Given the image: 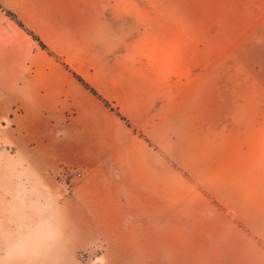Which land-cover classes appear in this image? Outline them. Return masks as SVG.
Segmentation results:
<instances>
[{"label":"crops","instance_id":"1","mask_svg":"<svg viewBox=\"0 0 264 264\" xmlns=\"http://www.w3.org/2000/svg\"><path fill=\"white\" fill-rule=\"evenodd\" d=\"M254 38L264 0H0V213L21 215L0 262L264 264V142L215 159L205 136L188 177L166 154L181 71Z\"/></svg>","mask_w":264,"mask_h":264},{"label":"rangeland","instance_id":"2","mask_svg":"<svg viewBox=\"0 0 264 264\" xmlns=\"http://www.w3.org/2000/svg\"><path fill=\"white\" fill-rule=\"evenodd\" d=\"M230 41L229 46L225 42L215 43L214 46L215 50L230 51L228 56L224 55L225 59H220L224 61L223 64H215L226 67L182 70L180 96L176 95L174 104L173 101L167 102L168 109L176 111L174 119L167 117L166 120L170 123L171 132L175 129L177 137L175 150L166 149L167 160L181 165H175V168L183 177L188 175L182 168L189 169L195 161L196 148L200 145L199 141L205 140V136L213 144L215 159L221 157L222 152L230 154L231 158L237 156L243 143L248 148L247 151L255 152L254 148L264 142V124L259 123L261 119L256 118L257 113L264 110V69L253 68L256 65H264V57L259 52L262 45L255 44L264 40L248 39L243 51L232 44V39ZM177 110L180 111L179 116ZM3 138L4 134L0 132L2 159L8 157L2 144ZM10 207H14L13 202ZM20 216L13 212L0 213L1 241L8 240V229H13ZM5 248V245H0V253ZM81 253H86L83 264H101L98 260L99 253L79 254Z\"/></svg>","mask_w":264,"mask_h":264},{"label":"built area","instance_id":"3","mask_svg":"<svg viewBox=\"0 0 264 264\" xmlns=\"http://www.w3.org/2000/svg\"><path fill=\"white\" fill-rule=\"evenodd\" d=\"M58 176H59V179L62 181V183L67 188V190H70L72 188L73 183H75V181L80 179L82 175L79 171H77L76 169H74L72 167H61L59 170ZM85 254L86 253H81L78 256L81 264H83V261L86 258ZM90 264H92V263H90ZM95 264H99V262L95 263Z\"/></svg>","mask_w":264,"mask_h":264},{"label":"trees","instance_id":"4","mask_svg":"<svg viewBox=\"0 0 264 264\" xmlns=\"http://www.w3.org/2000/svg\"><path fill=\"white\" fill-rule=\"evenodd\" d=\"M6 15L14 22H17L15 17L6 12ZM19 25V24H18ZM19 27L23 28L21 25H19ZM33 40H35L39 46L42 48V49H46V47L33 35L29 34ZM80 80V79H79ZM81 81V84L87 89L89 90L90 93H92L94 96H96L103 104L106 108H108L111 112H113L116 116H118L119 118H121L122 120H124L118 113L117 109L115 107H113L110 103H108L107 101L101 99L82 79L80 80Z\"/></svg>","mask_w":264,"mask_h":264}]
</instances>
